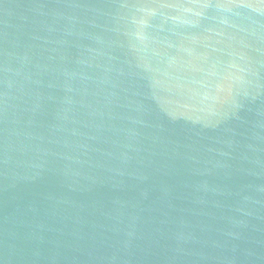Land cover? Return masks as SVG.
I'll list each match as a JSON object with an SVG mask.
<instances>
[{
  "label": "water",
  "instance_id": "obj_1",
  "mask_svg": "<svg viewBox=\"0 0 264 264\" xmlns=\"http://www.w3.org/2000/svg\"><path fill=\"white\" fill-rule=\"evenodd\" d=\"M0 264H264V0H0Z\"/></svg>",
  "mask_w": 264,
  "mask_h": 264
}]
</instances>
